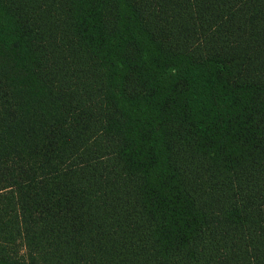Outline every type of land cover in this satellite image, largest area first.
<instances>
[{"label": "trees", "instance_id": "1", "mask_svg": "<svg viewBox=\"0 0 264 264\" xmlns=\"http://www.w3.org/2000/svg\"><path fill=\"white\" fill-rule=\"evenodd\" d=\"M0 264H264V0H0Z\"/></svg>", "mask_w": 264, "mask_h": 264}]
</instances>
